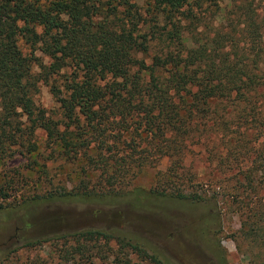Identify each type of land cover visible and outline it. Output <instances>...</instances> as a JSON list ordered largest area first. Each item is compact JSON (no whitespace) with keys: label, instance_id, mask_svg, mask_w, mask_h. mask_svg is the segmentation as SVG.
I'll return each instance as SVG.
<instances>
[{"label":"trees","instance_id":"trees-1","mask_svg":"<svg viewBox=\"0 0 264 264\" xmlns=\"http://www.w3.org/2000/svg\"><path fill=\"white\" fill-rule=\"evenodd\" d=\"M212 2L0 0V163L38 156L40 131L47 149L99 176L104 193L83 194L96 203L114 206L102 197L163 159L154 186L131 191L148 200L202 201L188 185L191 148L201 145L232 167L248 156L245 131L264 137V14L256 19L252 9L241 13L234 6L224 25L206 24ZM40 83L54 97L57 115L36 105ZM223 145L225 157H216ZM258 170L264 175V165ZM6 190L0 186L3 199ZM71 196L77 195L37 196L25 204V216L31 220L35 206ZM257 216L245 234L264 247V212ZM33 220L23 228L39 217ZM44 233L4 248L0 264H162L115 230ZM44 245V255H24Z\"/></svg>","mask_w":264,"mask_h":264},{"label":"rangeland","instance_id":"rangeland-1","mask_svg":"<svg viewBox=\"0 0 264 264\" xmlns=\"http://www.w3.org/2000/svg\"><path fill=\"white\" fill-rule=\"evenodd\" d=\"M211 1L215 6L208 9L206 24L224 25L223 18L230 17L234 6L241 7V13L252 9L256 19L264 14V0ZM134 2L137 6L143 4V0ZM262 44L264 47V34ZM18 46L23 54L28 52L20 39ZM36 56L43 64L47 63L39 52ZM34 72L38 69L34 68ZM34 100L48 113L57 115L58 105L48 86L40 83ZM260 114L264 116V108ZM245 132L249 139L248 156L239 163L234 162L232 167L227 159L223 163L215 161L218 158H212L201 145L191 148L185 167L191 180L188 185L202 198L199 203L148 200L131 191L153 187L155 174L166 168L167 161L163 159L154 168L140 169L128 186L114 188L110 192L114 195L103 196L115 203L104 206L105 202L96 203L83 195L104 193L96 186L99 176L84 173L80 160H64L55 150L47 149L42 132L37 131L38 156L14 155L0 163V186L7 189L6 198L0 197V252L4 248L14 249L22 238L33 239L44 232L69 233L94 228L120 232L143 245L162 264H264V247L245 234L247 223L256 220L260 211L264 212V175L258 170L264 165V137H258V132ZM226 149L225 145L219 147L216 157L218 154L225 157ZM253 158L255 163H251ZM62 190L77 196L63 203L54 201L35 206L31 209L34 216L31 220L25 216L26 203H32L37 196L55 195ZM38 217L37 224L23 228L24 223L34 222ZM213 249L219 257L211 252ZM46 251L44 245L24 255L41 256Z\"/></svg>","mask_w":264,"mask_h":264}]
</instances>
